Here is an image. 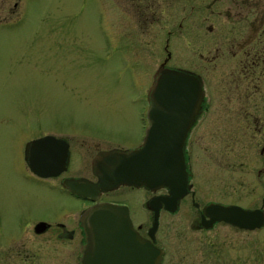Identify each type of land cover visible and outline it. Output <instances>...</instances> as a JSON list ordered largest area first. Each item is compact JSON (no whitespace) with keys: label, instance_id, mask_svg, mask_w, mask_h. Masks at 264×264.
I'll list each match as a JSON object with an SVG mask.
<instances>
[{"label":"rangeland","instance_id":"obj_1","mask_svg":"<svg viewBox=\"0 0 264 264\" xmlns=\"http://www.w3.org/2000/svg\"><path fill=\"white\" fill-rule=\"evenodd\" d=\"M152 9L139 0H0V227L5 231L18 222L26 225L17 215L21 210L38 215L45 207L52 212L57 204H69L27 175L19 140L28 129L100 140L104 147L130 149L140 142L147 92L165 53L166 30L161 38L145 36L157 31L154 20L144 21ZM82 160L73 158L72 171ZM125 190L128 202L136 204L140 190ZM132 206L140 213L136 223L150 225L143 208ZM194 217L187 201L174 214L160 215L156 237L168 251L166 264H264V226L245 230L218 222L193 230Z\"/></svg>","mask_w":264,"mask_h":264},{"label":"flooded vegetation","instance_id":"obj_2","mask_svg":"<svg viewBox=\"0 0 264 264\" xmlns=\"http://www.w3.org/2000/svg\"><path fill=\"white\" fill-rule=\"evenodd\" d=\"M139 3L146 7L153 5L152 11L144 14V21L154 20L157 31L145 36L161 38V31L166 30L165 53L157 69L169 67L189 73L202 87L201 105L184 144L189 188L178 201L177 210L181 202H189L195 211L193 230L202 228L203 207L209 203L262 208L264 212V0H139ZM170 61L175 64L169 65ZM147 108L143 135L133 148L141 144L145 135ZM44 136L60 141L54 146L59 153L63 154L62 147L67 145L66 161L56 175H38L30 166L33 151L27 146ZM21 139L19 155L27 175L34 179L32 183L69 204H57L52 212L45 207L38 215L21 210L17 215L26 220L25 226L18 222L13 232L0 227V264H81L85 243L81 216L99 202L127 206L134 228L142 237L149 238L154 212L148 200L154 195H167L166 187L99 188L92 200L72 192L65 182L67 178H85L98 184L93 159L101 151L122 148L104 147L100 140L55 131L28 129ZM75 156L83 157L78 171H72ZM124 189L140 190L136 204L128 202ZM132 205L143 208L150 225L136 223L134 218L140 213ZM159 210L160 215L177 212L168 211L163 201ZM156 232L152 242L162 249L160 264H166L168 251L157 240Z\"/></svg>","mask_w":264,"mask_h":264},{"label":"water","instance_id":"obj_3","mask_svg":"<svg viewBox=\"0 0 264 264\" xmlns=\"http://www.w3.org/2000/svg\"><path fill=\"white\" fill-rule=\"evenodd\" d=\"M148 126L140 145L132 149H112L99 152L93 159L98 184L85 178H67L70 190L83 197L96 199L99 188L112 190L120 185L155 190L166 187L167 195H154L148 200L153 210L149 238L142 237L133 226L125 205L99 202L83 211L81 223L85 233L81 264H160L162 249L152 240L159 225L160 201L174 212L178 201L189 188L184 144L202 101L199 80L186 72L159 67L147 93ZM59 140L44 136L27 147L33 151L30 166L41 176L56 175L66 161L54 149ZM47 168H51L46 170ZM215 222H225L240 229L254 230L264 226L262 208H245L235 204L209 203L203 207L201 225L211 228Z\"/></svg>","mask_w":264,"mask_h":264}]
</instances>
